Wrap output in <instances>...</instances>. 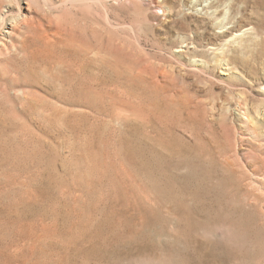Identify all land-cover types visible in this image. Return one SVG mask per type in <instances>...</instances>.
<instances>
[{"label": "rangeland", "instance_id": "rangeland-1", "mask_svg": "<svg viewBox=\"0 0 264 264\" xmlns=\"http://www.w3.org/2000/svg\"><path fill=\"white\" fill-rule=\"evenodd\" d=\"M3 14L0 264H264V0Z\"/></svg>", "mask_w": 264, "mask_h": 264}, {"label": "bare ground", "instance_id": "bare-ground-1", "mask_svg": "<svg viewBox=\"0 0 264 264\" xmlns=\"http://www.w3.org/2000/svg\"><path fill=\"white\" fill-rule=\"evenodd\" d=\"M8 16H10V15H8V14H6V15H2V16H0V30L4 27V25H5V19H6V17H8ZM3 24V25H2ZM8 24H10V26H9V28L10 29H8L7 31H5L4 32V34L6 35V36H11V37H20V34L19 33H21V31H23L26 27H30L31 26V21H26V20H16V19H14V23H11V22H9ZM23 40V39H22ZM19 44V43H18ZM17 43H13V48H14V46L15 45H18ZM21 47V46H20ZM25 48V47H24ZM7 49V48H6ZM24 50V49H23ZM8 51V50H7ZM104 71V70H103ZM98 76V75H97ZM103 77V76H102ZM91 80H92V82H91V85H90V87H88L89 88V90L88 91H86V92H83L82 94L84 95V99H85V101H87V102H90L89 101V98L90 97H92V94H94L95 92H96V90H98V87H97V85L96 84H101L100 83V81H99V79H98V77H91ZM95 81H98V82H95ZM107 83V82H106ZM101 90V89H100ZM100 92V91H99ZM101 93H102V91H101ZM102 97V96H101ZM97 98V97H96ZM99 99V98H98ZM103 100V99H102ZM101 101V100H100ZM97 102V101H96ZM91 103V102H90ZM104 103V102H103ZM106 104V103H105ZM99 105V104H98ZM119 105V104H118ZM100 107V106H99ZM121 108V107H120ZM123 109V108H122ZM109 110V109H108ZM100 111V110H99ZM104 111V110H103ZM145 134V133H144ZM140 139V138H139Z\"/></svg>", "mask_w": 264, "mask_h": 264}]
</instances>
